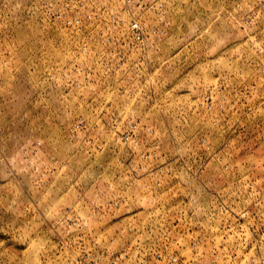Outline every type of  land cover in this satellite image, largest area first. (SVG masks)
<instances>
[{"label":"rangeland","instance_id":"obj_1","mask_svg":"<svg viewBox=\"0 0 264 264\" xmlns=\"http://www.w3.org/2000/svg\"><path fill=\"white\" fill-rule=\"evenodd\" d=\"M0 264H264V0H0Z\"/></svg>","mask_w":264,"mask_h":264}]
</instances>
